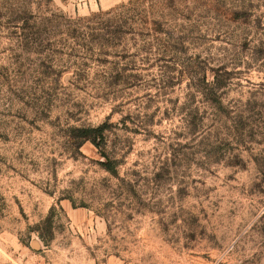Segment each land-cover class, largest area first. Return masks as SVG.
<instances>
[{"label":"rangeland","instance_id":"rangeland-1","mask_svg":"<svg viewBox=\"0 0 264 264\" xmlns=\"http://www.w3.org/2000/svg\"><path fill=\"white\" fill-rule=\"evenodd\" d=\"M0 264H264V0H0Z\"/></svg>","mask_w":264,"mask_h":264},{"label":"trees","instance_id":"trees-1","mask_svg":"<svg viewBox=\"0 0 264 264\" xmlns=\"http://www.w3.org/2000/svg\"><path fill=\"white\" fill-rule=\"evenodd\" d=\"M48 1H50V0H48ZM94 144H96V141H94ZM106 169H107L108 171H110V172H114V168H113V166H111L110 164H109V165H106Z\"/></svg>","mask_w":264,"mask_h":264}]
</instances>
